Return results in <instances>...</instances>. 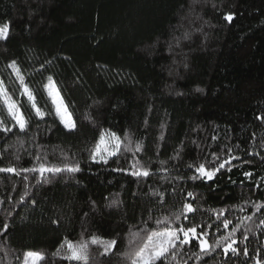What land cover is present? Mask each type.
I'll return each mask as SVG.
<instances>
[{"label": "trees", "instance_id": "obj_1", "mask_svg": "<svg viewBox=\"0 0 264 264\" xmlns=\"http://www.w3.org/2000/svg\"><path fill=\"white\" fill-rule=\"evenodd\" d=\"M0 81V264H264V0H0Z\"/></svg>", "mask_w": 264, "mask_h": 264}, {"label": "rangeland", "instance_id": "obj_2", "mask_svg": "<svg viewBox=\"0 0 264 264\" xmlns=\"http://www.w3.org/2000/svg\"><path fill=\"white\" fill-rule=\"evenodd\" d=\"M47 90L52 98V101L56 107L57 114L61 121L68 128L74 127L73 118L71 116L68 107L66 106L57 86L53 81H50L47 85ZM0 95L15 120L24 126L25 119L21 114L18 103L14 102L8 95L4 85L0 81ZM123 147V142L120 137L113 133L105 132L97 145L94 152L95 161H106L120 152ZM204 173V171H201ZM198 237L196 230L179 231V230H165L152 234L144 246L140 249L139 254L136 257L135 264H150L155 259L162 256L172 245L177 241H189L192 238ZM204 248L209 246L205 238L201 240ZM69 253L72 258H84L85 252L82 244L74 243L68 244ZM42 255L39 253L29 252L25 256L24 264H40L42 261Z\"/></svg>", "mask_w": 264, "mask_h": 264}]
</instances>
